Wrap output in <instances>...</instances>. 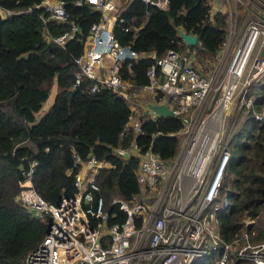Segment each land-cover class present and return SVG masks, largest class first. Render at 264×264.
<instances>
[{
    "label": "built area",
    "instance_id": "1",
    "mask_svg": "<svg viewBox=\"0 0 264 264\" xmlns=\"http://www.w3.org/2000/svg\"><path fill=\"white\" fill-rule=\"evenodd\" d=\"M141 1L161 9L168 6V0ZM228 1L211 0L210 17L225 14ZM74 3L91 5L100 11V18L91 25L82 52L74 58L78 68L73 87L87 77L90 91L109 88L127 103L129 114L119 135L121 140L130 135L131 141L127 147H114L113 152L121 158H136L139 190L129 200L111 199L110 204H117L124 217L108 222L109 216L117 214L109 213L104 198L95 191L99 189L96 176L113 165L110 161L93 153L85 159L74 154L76 192L52 204L32 185L36 161L31 160L16 200L46 221V233L25 256L24 264H193L198 259L208 264H264V241L254 240L255 230L248 229L255 219H243V229L228 239L220 233L218 217L224 206L221 187L228 176L231 138L250 115L264 122V105L254 108V97L249 94L250 85L264 77V10L247 22L240 35L232 30L225 34L221 58L229 55V65L218 82L214 70L204 72L196 63L192 45L178 33L173 41L176 47L156 57L146 69L148 81L137 83L127 75L131 65L155 55L122 45L115 37L114 25L124 21V8L116 0ZM35 7L43 11V22L52 18L69 24L66 31L52 36L58 45L77 38V27L62 0H40ZM9 12L0 6V17ZM123 29L138 30L139 26ZM147 102L165 103L173 111L171 117L181 122L179 130L166 133L178 139L175 152L167 158L153 150V139L164 133H152L148 144L137 141L143 132L141 123L160 117ZM233 104L237 114L229 121L228 109Z\"/></svg>",
    "mask_w": 264,
    "mask_h": 264
},
{
    "label": "trees",
    "instance_id": "2",
    "mask_svg": "<svg viewBox=\"0 0 264 264\" xmlns=\"http://www.w3.org/2000/svg\"><path fill=\"white\" fill-rule=\"evenodd\" d=\"M62 1L79 38L64 46L52 36L66 31L69 24L52 18L43 22V11L35 7L40 0H0V6L10 11L0 20V264H24L25 256L46 233V221L16 200L31 160L36 161L32 185L52 204L76 192L74 154L85 159L93 153L110 161L111 167L98 172L99 189L95 191L104 198L109 213L117 214L116 218L109 216L108 222L124 217L117 204H110L111 199L129 200L139 190L136 158H121L113 152L114 147H127L131 141L130 135L122 140L119 135L129 114L127 103L109 88L90 91L87 77L73 87L78 68L74 58L82 52L83 40L99 20L100 11L87 3ZM209 11L207 0H168L164 9L129 0L121 13L124 21L114 25V35L120 44L152 51L155 57L138 59L126 74L137 83H146V69L168 48L176 47L173 41L179 38L180 28L197 35L199 44L191 49L216 56L227 22L222 12L210 17ZM127 25L139 29L124 30ZM54 84L53 101L36 120ZM251 89L259 90L253 98L254 108L259 109L264 105V77L250 85L249 94ZM180 127V120L171 116L146 119L136 138L139 144H148L152 133H164L153 139V150L167 158L175 152L178 139L166 133ZM230 151L228 176L221 187L220 233L229 239L243 229V219H255L248 229L255 230L254 240L264 241V122L246 117L231 138ZM193 264L208 263L198 259Z\"/></svg>",
    "mask_w": 264,
    "mask_h": 264
},
{
    "label": "rangeland",
    "instance_id": "3",
    "mask_svg": "<svg viewBox=\"0 0 264 264\" xmlns=\"http://www.w3.org/2000/svg\"><path fill=\"white\" fill-rule=\"evenodd\" d=\"M128 1L129 0H120L119 2L120 7L125 8ZM207 1L208 3H210L209 0ZM224 1L225 0H222V2ZM224 6H225L224 17H225V21L227 22L226 36L229 30L235 31L238 35H240L244 31L245 26L247 25V22L250 19L255 18L256 15L261 14V12L264 10V0H242L241 2L240 1L235 2L234 0H229L228 4L225 3ZM229 11H232L231 16L229 15ZM220 50L221 51H219L216 54V56L209 57L207 56V54L206 56H204L202 53L194 49L196 63L203 69L204 72L211 73L214 70L215 79L217 78V82H218L219 77H222L226 73V69L228 68V65H229V55L221 58V52L223 49H220ZM255 51L256 49H254L248 61V66L251 63V60L254 56ZM55 88L56 86L54 84L50 91L48 98L45 100L42 107L36 112L35 114L36 120L40 119L41 116L48 110L49 106L51 105L53 98L55 96ZM250 92L253 97H256L257 95L260 94L258 89H251ZM146 97L147 95H145V98ZM237 98L238 96L236 97V100H235L236 107H238L239 105ZM234 105L235 104H233L232 107L228 109L229 121H233V119L236 118L237 113L234 109ZM237 117H238V121H240L241 115H238Z\"/></svg>",
    "mask_w": 264,
    "mask_h": 264
},
{
    "label": "water",
    "instance_id": "4",
    "mask_svg": "<svg viewBox=\"0 0 264 264\" xmlns=\"http://www.w3.org/2000/svg\"><path fill=\"white\" fill-rule=\"evenodd\" d=\"M3 17H0V20ZM180 37L186 42L188 45H195L198 42V37L196 34L191 32H187L184 29L178 30ZM146 106L153 111L154 113L158 114L159 116H173V111L170 109L165 103H152L147 102ZM127 155V153H125ZM48 230V227H47Z\"/></svg>",
    "mask_w": 264,
    "mask_h": 264
},
{
    "label": "crops",
    "instance_id": "5",
    "mask_svg": "<svg viewBox=\"0 0 264 264\" xmlns=\"http://www.w3.org/2000/svg\"><path fill=\"white\" fill-rule=\"evenodd\" d=\"M211 1V0H210ZM116 2L118 3V5H119V2H120V0H116ZM120 6V5H119Z\"/></svg>",
    "mask_w": 264,
    "mask_h": 264
},
{
    "label": "clouds",
    "instance_id": "6",
    "mask_svg": "<svg viewBox=\"0 0 264 264\" xmlns=\"http://www.w3.org/2000/svg\"><path fill=\"white\" fill-rule=\"evenodd\" d=\"M7 14H8V13H6L5 16H6ZM5 16H3V18H4ZM84 40H85V39H84Z\"/></svg>",
    "mask_w": 264,
    "mask_h": 264
}]
</instances>
